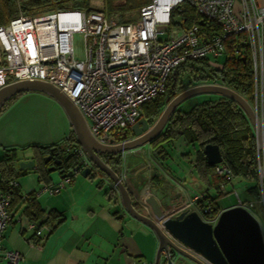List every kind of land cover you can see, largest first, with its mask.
<instances>
[{
    "label": "built area",
    "instance_id": "built-area-1",
    "mask_svg": "<svg viewBox=\"0 0 264 264\" xmlns=\"http://www.w3.org/2000/svg\"><path fill=\"white\" fill-rule=\"evenodd\" d=\"M184 3L202 21L216 24L221 34L206 39L198 26L184 27ZM236 4V0H150L136 20L128 23L100 10L27 16L19 9L17 17L0 26V89L17 81L47 82L78 108L99 144L117 145L129 140H125V133L139 120L141 107L166 93L177 67L187 61H206L210 67H220L213 59L225 52L223 40L243 34L236 48L243 51L246 47L252 65L251 107L256 118L252 128L259 197L247 201L235 193L233 206L244 208L257 220L264 238V9L255 0H239L238 7ZM75 34H81L84 40L82 60L74 55ZM66 152L84 158L79 145ZM83 167L90 164L85 162ZM214 173L222 179L218 191L224 196L233 176L222 163L214 166ZM76 174L58 184L45 185L44 191L58 194ZM15 186L14 182L9 183L10 189ZM204 197L200 194L190 201H180L163 212L175 218L194 211ZM11 202L10 193L0 190V264H18L22 259L16 251L2 250L3 232L11 221ZM142 202L146 212H150ZM209 212L208 205L200 209L203 219ZM218 215L204 221L214 225ZM29 230L39 237L49 227L31 223ZM162 256L167 261L170 252L162 251Z\"/></svg>",
    "mask_w": 264,
    "mask_h": 264
},
{
    "label": "crops",
    "instance_id": "crops-1",
    "mask_svg": "<svg viewBox=\"0 0 264 264\" xmlns=\"http://www.w3.org/2000/svg\"><path fill=\"white\" fill-rule=\"evenodd\" d=\"M255 2L264 9V0ZM236 3L238 7L239 0ZM35 99L37 92L24 93L0 113V161L15 155L20 162L34 163L32 169L13 180L17 192L9 210L11 221L3 232L2 250L18 252L22 257L18 264H153L158 249L155 234L126 213L117 192L113 197L107 196V190L113 185L106 177L98 174L80 178L77 173L58 194L49 195L44 191L45 185H55L63 179H56L53 171L48 170V182L40 181L36 170L39 152L34 147L62 144L66 137L75 139V136L65 113L60 112L65 123L62 133L46 142H38ZM173 151L175 160L169 154L172 160L169 158L164 163L154 157L149 145L120 156L119 175L143 215L152 216L142 204L148 196H153L163 210L199 194L215 196L196 174L193 160L197 146L178 141ZM175 161L181 169L178 174L171 171ZM14 168L18 170V165ZM179 174L184 175L183 179ZM247 197V201L254 199ZM233 205L218 204L221 211ZM37 207L43 212L39 222L50 212L58 214L46 224L49 230L39 237L29 230L31 223L37 225ZM194 210L199 212V206ZM177 259L178 255L172 258L182 264Z\"/></svg>",
    "mask_w": 264,
    "mask_h": 264
},
{
    "label": "trees",
    "instance_id": "trees-1",
    "mask_svg": "<svg viewBox=\"0 0 264 264\" xmlns=\"http://www.w3.org/2000/svg\"><path fill=\"white\" fill-rule=\"evenodd\" d=\"M94 1L101 2L102 7L92 9L90 4ZM149 2L150 0H0V26L8 24L10 20L17 17L19 9L22 14L27 16H36L47 12L100 10L106 16L116 15L121 22L128 23L130 21L125 20L123 16L138 13ZM181 9L184 27L198 26L206 39L221 34L220 28L216 24L202 21L201 17L187 3H184ZM243 38L244 35L241 34L223 40L226 61L220 67H210L206 61H187L177 67L170 76L166 93L145 103L140 109L139 119H144L152 125L167 102L173 97V93L178 94L200 84H219L227 87L241 95L252 105L251 59L246 47L243 48V51L236 48V44ZM20 95L11 98L4 108L13 103ZM131 137L133 134L128 130L124 138L126 140L131 139ZM178 141L197 146L193 160L196 174L201 182L209 186L207 190L215 192L213 197L207 193L204 194L205 199L196 205L200 209L207 205L210 207V212L204 214V219L213 220L220 213L221 209L217 201L223 196L218 191L222 179L214 173V166H209L206 162L204 147L207 145H215L219 148L223 158L222 164L230 170L233 179H238L244 184L246 194L254 199L259 197L253 128L244 112L235 102L224 97H218L197 103L188 111L176 109L163 132L148 145L154 157L164 163L170 158L166 147H173ZM77 146L76 140L70 137L68 141H64L62 144L34 147L39 152L36 170L40 181L48 182V170L50 167H55V160L62 163L60 166H56L54 171L59 172V170L64 169L67 172L77 166L80 161L78 155L66 152L67 148ZM102 159L119 175L120 155L115 157L105 155L102 156ZM19 162L15 155L6 156L0 161V190L10 193L11 205L17 188L10 189L9 183L25 171L14 168ZM95 172L104 176L99 171H93L88 178L94 177ZM61 175L59 174L60 177ZM115 193L113 186L106 192L109 197H113ZM135 208L141 212L137 205ZM35 216H37V226L40 227L48 224L54 217L57 218L58 214L50 212L44 220L39 222L38 220L43 217V212L37 207ZM35 221L33 219V222Z\"/></svg>",
    "mask_w": 264,
    "mask_h": 264
},
{
    "label": "water",
    "instance_id": "water-1",
    "mask_svg": "<svg viewBox=\"0 0 264 264\" xmlns=\"http://www.w3.org/2000/svg\"><path fill=\"white\" fill-rule=\"evenodd\" d=\"M37 92L53 98L63 109L74 133L77 145L83 151L84 158L79 157L77 166L65 172L59 170L62 179L80 173L87 178L93 171L101 172L107 177L118 193L121 205L133 219L149 227L158 240V249L153 264H172L171 259L161 261L162 251H169L178 261L199 264V258L205 264H264V238L257 220L244 208L233 206L222 210L214 225L204 221L198 211L182 213L175 218L167 217L158 201L148 196L144 203L152 216L139 212L123 184L120 175L106 164L102 156L115 157L125 152L148 145L158 137L166 127L172 113L188 98L201 94H213L235 102L246 115L251 126H255L256 118L251 105L235 91L217 84H200L190 87L178 94L173 93L157 120L148 124L139 119L130 129L133 138L117 145L99 144L91 135L87 122L78 108L55 86L39 81H17L0 89V113L8 101L20 94ZM204 155L209 166L221 164L223 161L219 148L215 145L204 147ZM85 162L90 167H83ZM61 161L55 160L54 166ZM34 167L33 161L18 163V170L24 171ZM53 167L50 171H54ZM83 167V168H82ZM61 168V167H60ZM98 175V172H95ZM178 244L188 249L187 252ZM163 260V258H162ZM204 264V263H202Z\"/></svg>",
    "mask_w": 264,
    "mask_h": 264
},
{
    "label": "rangeland",
    "instance_id": "rangeland-1",
    "mask_svg": "<svg viewBox=\"0 0 264 264\" xmlns=\"http://www.w3.org/2000/svg\"><path fill=\"white\" fill-rule=\"evenodd\" d=\"M90 5H91L92 9H98V8L102 7L101 2H99V1L91 2ZM139 12L138 13H132V14H126L123 16V18L125 20L133 21L134 19H136L138 17ZM73 48H74L75 58L77 60L84 59V56H85V54H84V40H83V37L81 34H75L74 35ZM213 61L220 66L224 65V63L226 61V54L222 53L218 58L213 59ZM218 97H220V96L213 95V94H201V95L193 96L191 98L186 99L181 104H179L177 109L180 111H188L193 106H195L197 103H200V102L207 100V99H212V100L217 99ZM34 102L37 105V140H38V142H46L49 140V138L56 137L59 134H61L63 131V128L65 126L64 120H63L62 116L60 115V112L64 114V111L61 108V106L53 98L49 97L48 95L42 94V93H37V99H35ZM17 103H18V101H17ZM167 149H168L169 154L172 155L173 160H175L174 156H173L174 155L173 147L169 146V147H167ZM170 160H172V159L170 158ZM176 164L177 163L175 161V163L173 164L174 170H171L173 174H178L180 172V171L178 172V170H181ZM50 169H52V167H50L49 170ZM52 175H54V177L56 179L60 178L58 171H53ZM77 175L80 178L83 177L80 173ZM179 177L183 179L184 175L179 174ZM187 181H190V177L187 178ZM199 185H201V184L199 183ZM189 186L192 188V185H189ZM225 192L227 194L222 196L217 201V203L221 206L228 207L229 205L235 204L236 203L235 193L239 196V198L241 200L248 199V197H247L248 195L245 192V186L238 179H233L231 184L226 186ZM171 207H169V208H171ZM199 214L202 217V215L200 213V208H199ZM202 219H203V217H202Z\"/></svg>",
    "mask_w": 264,
    "mask_h": 264
},
{
    "label": "flooded vegetation",
    "instance_id": "flooded-vegetation-1",
    "mask_svg": "<svg viewBox=\"0 0 264 264\" xmlns=\"http://www.w3.org/2000/svg\"><path fill=\"white\" fill-rule=\"evenodd\" d=\"M171 254H170V258L169 259H171L172 260V258H171ZM173 261V260H172ZM182 262V264L183 263H187V264H195V263H193V262H187V261H181ZM167 264H168V262H166ZM202 263H204L205 264V262L204 261H202L200 258H199V264H202ZM172 264H177L175 261H173V263Z\"/></svg>",
    "mask_w": 264,
    "mask_h": 264
}]
</instances>
